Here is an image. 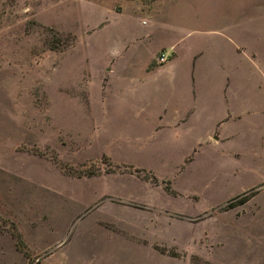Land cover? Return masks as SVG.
I'll return each mask as SVG.
<instances>
[{
    "label": "rangeland",
    "instance_id": "rangeland-1",
    "mask_svg": "<svg viewBox=\"0 0 264 264\" xmlns=\"http://www.w3.org/2000/svg\"><path fill=\"white\" fill-rule=\"evenodd\" d=\"M176 1L168 10L191 25L197 0ZM107 9L100 0H0V264H243L219 227L236 197L213 210L211 194L199 203L180 195H197L196 174L147 162L161 177L178 174L158 178L127 162L139 164L138 153L108 133L102 40L132 22L98 32Z\"/></svg>",
    "mask_w": 264,
    "mask_h": 264
},
{
    "label": "crops",
    "instance_id": "crops-1",
    "mask_svg": "<svg viewBox=\"0 0 264 264\" xmlns=\"http://www.w3.org/2000/svg\"><path fill=\"white\" fill-rule=\"evenodd\" d=\"M167 1L100 0L108 9L98 32L132 22L102 40L110 61L98 103L108 133L138 153L139 164L127 162L158 178L196 174L197 195L176 191L197 203L211 194L213 210L253 192L215 223L232 261L264 264V0H197L189 26ZM153 160L178 174L159 176Z\"/></svg>",
    "mask_w": 264,
    "mask_h": 264
},
{
    "label": "trees",
    "instance_id": "trees-1",
    "mask_svg": "<svg viewBox=\"0 0 264 264\" xmlns=\"http://www.w3.org/2000/svg\"><path fill=\"white\" fill-rule=\"evenodd\" d=\"M253 192L242 195V196H238L237 198H235L233 201L236 203V205H243L246 202H248L251 197L253 196ZM230 208H233L235 205H233V202L229 205Z\"/></svg>",
    "mask_w": 264,
    "mask_h": 264
},
{
    "label": "built area",
    "instance_id": "built-area-1",
    "mask_svg": "<svg viewBox=\"0 0 264 264\" xmlns=\"http://www.w3.org/2000/svg\"><path fill=\"white\" fill-rule=\"evenodd\" d=\"M170 53L169 52H162L159 56H158V61L161 64H165L168 59H169Z\"/></svg>",
    "mask_w": 264,
    "mask_h": 264
}]
</instances>
